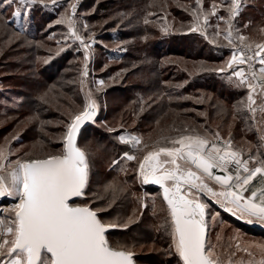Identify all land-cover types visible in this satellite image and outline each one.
Returning a JSON list of instances; mask_svg holds the SVG:
<instances>
[{
  "label": "rangeland",
  "instance_id": "1",
  "mask_svg": "<svg viewBox=\"0 0 264 264\" xmlns=\"http://www.w3.org/2000/svg\"><path fill=\"white\" fill-rule=\"evenodd\" d=\"M247 1L251 4L245 8ZM106 2L108 0H60L55 8L36 4L23 10L28 15L22 14L18 23L13 20V8L0 15V145L6 138L9 140L16 153L12 159L27 158L25 153L39 158L58 154L63 148L62 137L71 114L83 110L90 93L98 106L97 116L81 131L78 139V146L88 154L90 183L86 196L76 202L108 207L112 194L105 192V186L115 181L124 191L107 211L100 213L103 220L118 225L106 234L110 243L126 246L133 252L137 264H183L170 247V216L160 191L141 182L136 161L122 160L121 157L129 152L140 158L155 146H170L171 139L185 134V127L199 134H204L206 129H212L211 132L220 130L228 138L233 122L217 117L218 110L206 111L208 102L218 98L214 91L196 87L203 82H190L187 94L176 96L174 92L180 93L190 80L201 74L208 76L206 80L216 79L223 86L228 84L227 75L203 69L223 65L230 57L231 49L223 46L226 41L222 37L220 45H213L199 32L190 31L193 17L185 9L195 7V0ZM212 2L203 0L205 9ZM215 2L220 4L222 0ZM228 2L223 0L224 4ZM72 3L76 4V14L72 17L76 30L85 38L92 37L87 76L82 75L85 71L83 47L79 41L67 38L66 24H56ZM243 4L237 27L251 40H264V34L259 32L264 27V15H257L264 13V0H243ZM218 15H227L223 7ZM5 18L8 24H5ZM145 18L149 20L148 24L144 23ZM216 23V17H212L210 24ZM220 24L221 28L225 27L222 21ZM245 24H249L246 29ZM21 29L26 31L21 32ZM124 31L128 34L124 35ZM213 31V27L208 28L209 35ZM156 37L171 45L184 44L188 53L201 55L188 57L173 53L156 58L143 54L139 57L144 42L149 39L147 47L150 49L153 45L150 43ZM124 51L133 56L115 58ZM112 53L115 56L111 57ZM54 60L64 67L54 72L51 66ZM152 65L156 72L149 71ZM52 72L55 73L53 80L44 79L43 73ZM100 80L105 82L102 88L98 84ZM139 85L142 89L136 88ZM243 93L240 90V94ZM128 94H131L130 98L125 97ZM31 97H34L33 103L29 102ZM239 99L230 101V104H237L241 101ZM179 100L189 103L181 108L170 105ZM18 107L20 110H13ZM242 128L250 133L244 125ZM121 135L139 137L142 143L136 147L121 143L118 139ZM14 136L18 139L13 140ZM240 139L238 141L243 143L238 142L235 146L233 142L234 148L258 156L260 151L253 134L248 139ZM143 145L148 147L143 149ZM137 148L143 150L137 151ZM114 160L119 164L113 166ZM121 167L127 168L126 174ZM207 212V239L216 245L215 251L225 264L232 253L234 264L261 259L255 249H249L252 252L249 256L248 252L235 248L237 243L241 247L264 243L260 232L243 228V224L225 213L220 214L213 206L208 205ZM216 213L219 215L213 221L211 217ZM10 216L11 212L5 217Z\"/></svg>",
  "mask_w": 264,
  "mask_h": 264
},
{
  "label": "snow or ice",
  "instance_id": "2",
  "mask_svg": "<svg viewBox=\"0 0 264 264\" xmlns=\"http://www.w3.org/2000/svg\"><path fill=\"white\" fill-rule=\"evenodd\" d=\"M59 2L0 0V15L13 8V20L18 23L22 14L28 15L23 11L25 8L36 4L55 8ZM243 6V0H229L227 4L223 0L220 4L213 0L205 9L203 0H195V7L185 10L193 17L191 32H199L213 45H220L222 37L226 41L223 46L231 49V55L223 65L203 70L227 74L230 84L247 89L245 99L233 105V121L238 116L245 122L252 121L259 148L264 147V40H251L237 27V17ZM221 7L226 16L218 15ZM75 14L76 4H69L56 24H66L67 38L79 41L83 47L85 71L82 75L87 76L92 37L85 38L76 30L72 18ZM212 17H216L215 25L210 24ZM221 21L224 28H221ZM4 22L9 23L6 18ZM144 23L148 24L149 20L145 18ZM209 27L214 28L211 35L208 34ZM248 27L249 24L244 25L245 29ZM84 28L87 30V25ZM23 31L26 29H21ZM259 32L264 34V27ZM98 84L102 88L105 82L100 80ZM86 100L82 111L71 114L62 137L63 148L58 154L39 158L25 153L27 158L12 159L16 153L9 140L6 138L0 145V198L18 201L13 204L10 217L0 218V264H133V252L126 246H113L107 238L108 230L117 227V223L106 222L100 215L124 189L115 181L109 182L105 192H111L112 198L105 208L76 202V198L86 196L90 183L88 154L78 146L77 134L86 121H93L98 107L90 93ZM183 132L185 134L169 141L170 146H155L140 158L125 152L121 159L136 161L141 182L157 184L162 189L170 216V247L174 248L180 261L183 264H225L215 251L216 245L207 239L208 205L200 195L208 196L226 212L249 223L253 219L264 223V160L257 161L251 152L244 158L243 149L234 148L231 133L225 140L219 131L206 129L204 134H199L185 127ZM12 139L16 140L18 136ZM118 139L134 147L142 143L135 136L121 135ZM147 147L143 145V149ZM143 149L137 148V151ZM250 161L258 166L250 167ZM112 164L116 166L119 161L114 160ZM214 169L223 175H216ZM120 170L127 172L126 167ZM257 177L262 185L260 188L253 185ZM208 181H214L222 190L217 191ZM218 215L216 213L211 219L214 221ZM235 248L248 252L249 256H252L249 249H255L261 259L249 260L247 264H264V243L243 247L237 243ZM231 255L234 253L230 254L227 264H234Z\"/></svg>",
  "mask_w": 264,
  "mask_h": 264
},
{
  "label": "trees",
  "instance_id": "3",
  "mask_svg": "<svg viewBox=\"0 0 264 264\" xmlns=\"http://www.w3.org/2000/svg\"><path fill=\"white\" fill-rule=\"evenodd\" d=\"M109 2H111V0H108V2H106V3L110 4ZM250 4L251 3H248V1H247V3L245 4V8L248 5H250ZM257 15H258V17H261V16L264 15V13H260V14L257 13ZM123 33H124V35H127L128 34V32H126V31H124ZM148 42H149V39H147L144 42V46L142 48L143 50H142V53H140L139 57H142V54L144 56L151 55L154 58H156L158 55L159 56H163V55L167 56V55H171L173 53H175V54H181V55L188 56V57H190V56H193L194 57L195 55L199 57L201 55V53H199V54L196 53L194 55L188 53L186 51L187 50V47L184 44L178 45V46L177 45H174V44L171 45L170 43H164V41H162L161 38H157V37L150 43V44H153L150 49L147 47V43ZM127 53H129V52L124 51L123 53H121L119 55H116L118 57H115V58H119V57L121 58L122 56H130V57L133 56L132 54L129 53V55H128ZM113 55L115 56V53L110 54L111 57ZM204 55H207V54H204ZM51 66H53V69H54L53 71L55 72L56 70H59V69L63 68L64 67V64L59 66L58 62L56 60H54V63ZM149 69H150L149 71H151V72L152 71L156 72V68L153 65ZM54 72H52V73H45V74L43 73L42 75H43L44 79H46V80H53L55 78V73ZM213 76H215V75H213ZM207 77L208 76H205V74H201V76L193 78L192 80H190L186 84V86L184 88H182V91L180 93H178V91H175L174 92V95L181 96V95L187 94L188 91H189L188 88H190L189 86H191V85H189L190 82H192L191 84L196 83V82L197 83L203 82V83L198 84V86L196 85V87L197 88L200 87V88L205 89V90L214 91L216 93V94L214 93L215 94V97L217 96L218 98L211 99L208 102L209 103L208 104L209 106H208V108H207L206 111L207 112L208 111H212L213 112V111H217L218 110L217 111L218 112L217 117H221L223 120L230 119L231 122H233L232 127H230L231 128L230 131L232 132L231 133L232 142H234L235 143V146H236L238 144V142H239L238 140H239L240 137H241V139L243 138V140H244V138L245 139H248L249 138V135H251L252 133H248L247 131H245L244 128H242L243 121H242V119L239 116L237 117V119L235 121H233L234 109H233V106L230 104V101H234L235 100V94H234V92L231 91L228 88H225L216 79L206 80ZM136 88L142 89V86L139 85ZM145 88H147V86ZM111 89H113V88H111ZM114 89H116V88H114ZM117 89H120L121 90L122 88H117ZM108 90H110V89H108ZM121 91H124V90L122 89ZM165 94H167V93H165ZM130 96H131V94H128L125 97L130 98ZM33 98L32 97L30 98V100H29L30 103H33ZM188 103H189V101L179 100V101L171 102L170 105H173V106L176 105L177 108H181V107L187 105ZM13 110L14 111H17V110H20V109L18 107V109L15 108ZM201 120H203V119H200L199 121H201ZM203 126L205 127V125H203ZM211 131H212V129H211ZM219 132H220V134H221V136L223 138L229 139V135H228V138H227V137L224 136L225 133H222L220 130H219ZM241 143H243L242 140L239 142V144H241ZM121 152H123V151H121ZM215 209L220 214H223V212L219 211L217 208H215ZM208 221H209V215H208ZM241 225H242V223H241ZM243 228L248 229V230H249V228H252L253 229V232H257V233L260 232V234L264 236V229H260V228H256V227H250V226H246V225H244ZM117 232L120 233L119 231H117Z\"/></svg>",
  "mask_w": 264,
  "mask_h": 264
},
{
  "label": "water",
  "instance_id": "4",
  "mask_svg": "<svg viewBox=\"0 0 264 264\" xmlns=\"http://www.w3.org/2000/svg\"><path fill=\"white\" fill-rule=\"evenodd\" d=\"M96 116H97V114H96ZM96 116L93 118V121H94V119L96 118ZM93 121H86V122L81 126L80 132L77 134V144H78V139H79V136H80L81 131H82L84 128H86L88 125H90ZM213 171H214V173H215L216 175H223V173H221L219 170L214 169ZM208 183H209V185H210L211 187H213V188L216 189L217 191H221V190H222V189L220 188L219 185L215 184L214 181H208ZM146 185H149V186H152V187L158 189V190L160 191V197H161V199H162V201H163V197H162V189L160 188L159 185H157V184H152V183H147ZM76 199H78V198H76ZM200 199H201L204 203L209 204V205H211V206L217 208L219 211H221V212H223V213L229 215L230 217H232V218L235 219L236 221H238V222H240V223H242V224H244V225H246V226L256 227V228H260V229H264V223L260 222L259 220L253 219V221H252L251 223H249V222H247V220H245V219H240V218H238V216L233 215V214L230 213V212H226V211H225L223 208H221L217 203H215L214 200L210 199V198H209L208 196H206V195L201 194V195H200ZM163 203H164L165 206L167 207L166 202L163 201ZM206 213H207V209H206ZM206 219L208 220V213H207V215H206ZM115 228H117V227H114V228L109 229L108 232H110L112 229H115ZM208 231H209V225H208V228H207V236H208ZM133 264H137V263L135 262V259H134V254H133Z\"/></svg>",
  "mask_w": 264,
  "mask_h": 264
},
{
  "label": "crops",
  "instance_id": "5",
  "mask_svg": "<svg viewBox=\"0 0 264 264\" xmlns=\"http://www.w3.org/2000/svg\"><path fill=\"white\" fill-rule=\"evenodd\" d=\"M258 67H259V65H258ZM225 76L227 75V74H224ZM225 86V88H228V89H230L231 91H233L234 92V94H235V100L236 99H239V98H241V100H244L245 99V97H246V95H247V89L245 88V90H243L242 88H240V90L241 91H244V95H243V97H240V90H239V88H236V87H234L232 84H230V83H228V84H224ZM240 94V95H239ZM241 95V96H242ZM240 100V99H239ZM260 101H259V98L257 99V103H259ZM242 121H243V125H244V127L247 129V130H249V132L250 133H252L254 136H255V142L257 143V145H258V137H257V134H256V131H255V129L254 128H252L251 127V125H252V121L251 120H248L247 122H245V120H243L242 119ZM258 127L260 126V125H257ZM258 151H260V153L258 152V156H255L256 157V160L257 161H261V160H264V147H259V149H258ZM249 153L250 152H248L247 154L245 153V152H243V154H244V158H248V155H249ZM254 156V155H253ZM249 166L250 167H253V166H258V163H255V162H251L250 161V164H249ZM253 185H255V187L256 188H260L262 185L260 184V180H259V177H257V179H255L254 181H253ZM251 187V186H250ZM245 195L247 196V195H249V193H245ZM209 205V204H208ZM209 206H211V205H209ZM208 213V212H207Z\"/></svg>",
  "mask_w": 264,
  "mask_h": 264
},
{
  "label": "built area",
  "instance_id": "6",
  "mask_svg": "<svg viewBox=\"0 0 264 264\" xmlns=\"http://www.w3.org/2000/svg\"><path fill=\"white\" fill-rule=\"evenodd\" d=\"M17 202L13 198H0V218L8 216L13 204Z\"/></svg>",
  "mask_w": 264,
  "mask_h": 264
}]
</instances>
